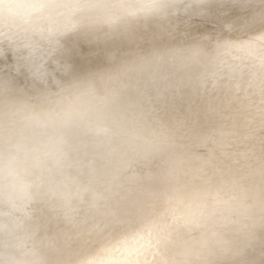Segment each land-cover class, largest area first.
<instances>
[{"label": "bare ground", "instance_id": "1", "mask_svg": "<svg viewBox=\"0 0 264 264\" xmlns=\"http://www.w3.org/2000/svg\"><path fill=\"white\" fill-rule=\"evenodd\" d=\"M25 29L44 39L23 42ZM4 38L15 45L0 66V264H203L196 247L172 240L192 226V243L208 245L213 214L194 206L214 188L179 142L170 144L178 162L170 145L143 138L141 157L123 132L121 103L183 67L209 84L202 120L229 110L246 118L243 137L214 148L262 140L264 0H0ZM121 61L150 64L145 83L139 75L92 87L81 76L86 64ZM244 257L223 264H249Z\"/></svg>", "mask_w": 264, "mask_h": 264}, {"label": "water", "instance_id": "2", "mask_svg": "<svg viewBox=\"0 0 264 264\" xmlns=\"http://www.w3.org/2000/svg\"><path fill=\"white\" fill-rule=\"evenodd\" d=\"M176 57L182 59L179 52ZM142 59L144 60V56ZM115 63L86 64L87 67L84 68L81 76L87 79L85 80L87 84L94 86L108 84L112 80V83L125 79L135 80L139 75L141 81L145 83L146 78L149 77L150 64L133 66L134 64L129 65L121 61L113 69ZM77 68L79 67H70L72 75L78 74ZM181 69L183 67L176 74H168L169 76L165 71L159 73V78L165 83L157 89L128 94L126 100L121 103L122 115H119V121L122 122L123 132L130 138L127 140L134 144L142 138L147 142L161 141L168 145L176 141L179 143L173 145L182 147L180 148L183 150L182 153L201 152L203 157L200 159H204L203 161L210 166L206 174V165L201 172L204 171L202 175L206 176L204 178L208 182L209 189L232 191L244 199L251 198L253 217L250 220L242 218L239 214H235L232 218L231 212L227 211L215 213L216 215H210L208 218L207 225L214 230L206 232L208 252L205 251L200 260H203V264H223L226 257L230 258L236 253H242L254 244H264V138L262 140L247 138L245 146L240 149L236 147L234 150L228 149L230 152L224 155L222 150L221 153L219 147H216L219 156L215 157L216 154L212 149L224 136L225 139L244 136L242 131L246 118L238 119L234 115L235 111L230 113L229 110L225 113L212 114L210 118L202 120L203 113L211 115L206 107L207 98H205L209 84L194 80L196 76H193V73H184ZM166 76L167 78L164 79ZM107 79L112 80L107 81ZM17 96L21 99L25 97L23 91L18 89ZM23 99L28 101L24 106L29 103L33 106L32 100L28 97ZM202 105L205 109L200 111ZM253 118L261 120L262 116L255 114L250 119ZM135 146L143 157L146 150L136 144ZM167 149L166 151L172 154L171 161L178 162L180 154L177 155V150L171 145ZM152 151L159 154L163 150L158 151L156 148ZM146 161L151 164L153 160ZM235 262L230 264H238Z\"/></svg>", "mask_w": 264, "mask_h": 264}, {"label": "rangeland", "instance_id": "3", "mask_svg": "<svg viewBox=\"0 0 264 264\" xmlns=\"http://www.w3.org/2000/svg\"><path fill=\"white\" fill-rule=\"evenodd\" d=\"M150 15V11H148L147 8L144 9V14L143 17H147ZM36 34V30L34 29H25L24 31H22L21 34L18 35H22L21 37L25 40L24 41H29V42H35L44 38H34ZM17 35V34H16ZM29 38H33V39H29ZM7 40L4 39H0V66H2L7 60L10 59L11 57V52L14 49L15 42L14 39H10L8 44ZM22 44H20L19 46H21ZM217 148H213L212 151L215 155V157H218L219 154H217ZM222 150V152H221ZM219 152H221L223 155L226 154V149H220ZM221 154V155H222ZM200 157H203V155L201 154V152L199 151H194L192 153H190V161H189V166H194V167H198L199 170H203L204 166L207 164L203 161L204 159H200ZM199 158V159H198ZM164 163H162L163 165ZM205 166V167H206ZM207 168V167H206ZM172 182L177 179V175L176 176H172ZM251 198H242L241 196H237L235 195V192L232 191H223L221 189H217L214 188L211 196H209L208 198L204 197L203 199L199 200V203H195L194 205V210L195 212L199 215V216H204L206 214H217L219 212H231V217L233 218V216L235 214H239L242 218L245 217L246 218H250L253 217V210H252V206L250 205L251 203ZM215 214V215H216ZM183 230L180 231L179 233H182L177 235V238H175V241L173 243L172 240V244L173 247L177 246L179 247V245L181 246H185L186 243H190L191 245L185 246V248L190 249V248H195L192 249V251L196 252L197 254H204V252H208L207 250V246L205 244H194V242L192 243V241L194 240V238H196L195 233L193 231L192 226H187L186 228H182ZM167 231V229H165ZM207 232V230L205 231ZM160 233L163 235V230L160 231ZM194 233V234H193ZM201 234V233H200ZM203 235V234H202ZM201 241V240H200ZM179 243V244H178ZM258 248V250H257ZM253 249V250H252ZM255 249V251H254ZM175 250V249H174ZM245 251H243L241 254L242 256H245V260L247 262H249V264H264V245L257 246V244L252 245L250 248H248V255L244 254ZM255 254V256H250V254ZM247 254V253H246ZM239 262V261H238ZM251 262V263H250Z\"/></svg>", "mask_w": 264, "mask_h": 264}]
</instances>
